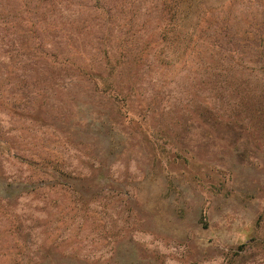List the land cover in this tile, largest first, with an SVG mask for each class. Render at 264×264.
Here are the masks:
<instances>
[{"label": "rangeland", "instance_id": "obj_1", "mask_svg": "<svg viewBox=\"0 0 264 264\" xmlns=\"http://www.w3.org/2000/svg\"><path fill=\"white\" fill-rule=\"evenodd\" d=\"M0 264H264V0H0Z\"/></svg>", "mask_w": 264, "mask_h": 264}, {"label": "trees", "instance_id": "obj_2", "mask_svg": "<svg viewBox=\"0 0 264 264\" xmlns=\"http://www.w3.org/2000/svg\"><path fill=\"white\" fill-rule=\"evenodd\" d=\"M261 58H262V56H261ZM240 63L242 62V60H238Z\"/></svg>", "mask_w": 264, "mask_h": 264}]
</instances>
